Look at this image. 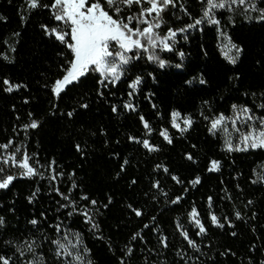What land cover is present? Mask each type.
<instances>
[{"label": "trees", "instance_id": "trees-1", "mask_svg": "<svg viewBox=\"0 0 264 264\" xmlns=\"http://www.w3.org/2000/svg\"><path fill=\"white\" fill-rule=\"evenodd\" d=\"M180 4L189 15L180 10ZM134 10H137L135 6ZM201 10L199 0H177V7L165 14L164 30L184 27L192 22L190 17L199 18ZM21 14L27 15L23 11V0H0V16L4 17L0 20V143L12 139L13 150L15 146H21L22 151L36 154L42 164L55 159L57 171L65 174L56 185L61 191L67 192L71 183L67 176L74 172L78 187L73 190L72 198L78 200L80 195L87 194L98 201L100 212L96 219L100 229L95 235L79 217L74 220L60 217L71 225L72 231L81 233L91 249L92 264H118L120 259H124L125 264H184L176 252H187L193 257L199 254L186 247V242L175 231V224L179 221L190 229V234L194 233L196 229L189 224L187 216L192 207L197 208L200 219L208 228L207 237L193 238L204 252L215 256V264H261L264 261V183L252 184L251 180L256 178L254 169L257 172L264 170V151L225 152L222 138L208 133V121L201 113L209 117L220 113L230 116L232 105L236 104L253 108L255 115L264 114V109L258 107L264 103V23L240 18L230 20L227 14H217L222 31L244 49L235 66L222 57L215 26L205 24L202 30L190 29L178 34L176 49L185 53L183 61L175 54H163L171 60V65L163 70L144 60L139 61L134 71L144 75L145 82L140 86L141 92L131 101L137 111L128 112L122 108L129 91L123 81L116 88H99L105 93L104 97L97 95L99 86L88 81L85 86L73 88L59 100L55 99L50 94V87L45 85L50 86L61 76L65 56L60 52L64 49L43 35L40 27L41 24L54 26V21L46 9L31 14L26 23L21 22ZM15 32L20 35L14 36ZM11 48H15V52ZM5 54L13 62L4 61L2 55ZM178 62L183 65L180 69L174 67ZM153 69H156L153 72L155 82L147 76ZM4 78L27 87L6 93L2 91L6 87L2 84ZM200 78L207 83L200 85ZM187 80H194V83L188 85ZM149 93L151 96L146 99ZM25 100L28 103H24ZM80 103H87L89 107L80 108ZM114 104L118 113L111 111ZM173 110L190 114L193 119L192 128L183 137L168 123L169 113ZM69 111H73L71 118L66 115ZM139 115H144L153 127L148 138L160 147L159 152L146 153L140 145L129 141V136L145 138ZM31 119L38 120L39 127L25 133L22 126ZM162 127H169L173 134L172 145L159 137L158 130ZM77 144L84 149L83 153L76 151ZM186 153L193 154L197 163L186 160ZM124 159L129 164L121 172L120 164ZM212 159L221 162L219 172L206 171ZM158 163L167 166L171 174L178 175L182 183L176 184L162 170L154 171ZM197 175L201 177V183L189 185L188 181ZM133 179L137 184L131 185ZM157 179L168 193L167 197L155 190L149 192L150 184ZM38 186L41 192L29 204L27 197ZM185 188L188 191L185 192ZM146 192H149L148 196ZM152 194L157 195L156 201L151 200ZM177 195L183 196L180 204L167 202ZM109 196L112 203L105 209L102 206ZM208 196L213 197L211 210ZM59 200L49 188V182L38 178H17L9 189L0 190V216L7 221L6 229H0V254L11 255V249L6 248L2 240L26 235L31 228L27 221L34 217L40 219L42 212L49 220L41 226V231L45 236H51L52 230L45 228L47 223L56 222L52 218L58 215ZM249 200L253 201L251 205L247 203ZM128 204L140 208L142 217L136 218L127 208ZM209 211L221 218L228 216L234 227L211 226L207 219ZM235 211L241 212L243 220L235 219ZM152 216L157 217L158 231L145 229L143 242L131 241V236L142 229L144 223L154 226ZM232 231L237 235L232 236ZM158 235L168 237L169 249H160ZM205 245L210 247L205 248ZM126 246L134 249L130 257L123 255ZM226 250L230 251L221 257L219 253ZM158 251L162 254L158 255ZM200 259L210 264L206 257ZM188 264H199V261L189 260Z\"/></svg>", "mask_w": 264, "mask_h": 264}, {"label": "snow or ice", "instance_id": "snow-or-ice-1", "mask_svg": "<svg viewBox=\"0 0 264 264\" xmlns=\"http://www.w3.org/2000/svg\"><path fill=\"white\" fill-rule=\"evenodd\" d=\"M199 2L202 5L199 18L190 17L191 23H187L181 28L167 27L166 31L163 27L166 24L165 14L177 7V0H50L49 3H45L43 0H23V11L27 15L21 14L20 19L22 23H26L31 14L46 9L54 21V26L41 24L40 27L43 35L52 40L54 44L58 42L64 49L60 52V55L65 56V64L61 65V76L56 78L50 86L45 85V87H50V94L55 99L59 100L62 94L66 95L73 88L85 86L88 81H91L93 86H99L97 95L104 97L105 93L99 88H116L123 81L127 83L129 91L127 92L128 100L123 103L122 108L128 112H136V105L131 101L141 92L140 86L145 82V76L136 74L134 71L139 61L144 60L149 64H154L157 69L161 70L171 65V60L163 54H175L183 61L185 53L176 49L178 34H184L190 29L202 30V26L206 24L215 26L218 36L224 37L226 44L221 47V53L229 64L235 66L244 49L222 31L221 21L217 17V13L222 11L235 13L239 10L245 19L264 23V0H199ZM134 6L137 10H134ZM179 7L185 15H189L183 4H180ZM253 13L255 15H252ZM3 19L4 17L0 16V20ZM229 19L231 20V16ZM13 35L18 37L20 33L15 32ZM184 39L187 40L186 35H184ZM10 50L15 52L16 49L11 48ZM2 59L9 63L13 62L6 54L2 55ZM182 66V63L179 62L174 65L177 69L182 68ZM155 70L147 73V76L151 77L154 82L156 80L153 75ZM186 83L191 85L194 80H187ZM206 83L205 79H199L200 85ZM2 84L6 86L3 87L2 91L9 94L27 87L20 83H13L7 78L2 80ZM150 96L151 93L145 98L148 99ZM24 103H28V101L25 100ZM88 107L87 103H80V108L87 109ZM152 107L155 108L156 105L152 104ZM258 107L264 109V103ZM111 111L118 113L115 104L112 105ZM232 112L231 116L220 113L212 117L204 116L201 113L203 119L208 121V133L223 139V150L227 153L264 151V114L255 115L253 108L236 104L232 105ZM28 115L30 118L32 117L31 112ZM66 115L69 118L73 117V111L67 112ZM139 122L142 125L145 138L129 136V141L140 145L146 153L159 152L160 147L148 138L154 131L150 122L146 120L144 115H139ZM168 123L170 128L175 130V133L183 137L192 128L193 119L190 114L184 115L178 110H173L169 113ZM38 127L39 121L36 119H31L30 123L22 126L25 133L29 129ZM158 135L166 144H173L174 136L170 133L169 127L160 128ZM13 144L12 139L6 143H0V150L6 153L0 154V190L9 189L17 178H38L47 180L49 188L60 200L57 201L56 212L58 215L52 218L56 222L47 223L45 228V230L51 229L52 235L45 236L44 232L41 231V226L49 220L46 213H40V219L35 217L29 219L27 223L31 225V228L27 230L26 235L2 240L3 245L11 249V255L7 252L0 254V264H92L91 249L85 244L81 233L72 231L71 225L65 223V220H74V218L79 217L82 223L88 226V231L95 235L100 229L99 221L96 219L100 212L99 207H97L98 201L91 199L87 194L80 195L78 200L72 198L73 190L78 187L74 172L67 176L68 181L71 182L67 192L61 191L56 185L65 174L62 171H57L55 159L42 164L36 158V154L30 155L26 150L22 151L21 146H15L14 151H9ZM75 147L77 152L83 153L84 149L80 144ZM192 147L195 148L196 145H192ZM185 159L193 164L197 163L191 153H186ZM33 160L35 162L30 163ZM128 164L129 161L124 159L120 164V171L124 172L125 166ZM220 167L221 162L212 159L209 161L206 171L210 173L219 172ZM41 169H45V171H41ZM153 170H162L164 174L170 175L171 180L176 184L182 183L181 178L176 174H171L170 169L163 164H156ZM253 175L256 178L251 180L252 184L264 183V170L257 172L254 169ZM200 183L201 177L199 175L188 181V184L192 186ZM135 184L137 181L133 179L131 185ZM152 190L165 197L168 196L159 179L150 184L149 192ZM184 191L186 192L188 189L185 188ZM40 192L41 188L38 186L27 197L28 203L32 204ZM149 192H146L145 195L148 196ZM150 198L156 201L157 195L152 194ZM182 200L183 196L177 195L167 202L178 205ZM80 202L86 203L80 204ZM207 202L208 208L211 210L213 197L208 196ZM111 203L112 198L109 196L108 202L102 207L106 209ZM247 203L251 205L253 201L249 200ZM127 208L136 218L142 217L143 212L140 208L134 207L132 204H128ZM62 209L66 211L62 212ZM61 216L65 220L60 219ZM187 216L189 224L194 226L196 231L190 234V229L179 221L175 224V231L186 242V247L199 255L193 257L189 256L187 252L179 251L175 255L184 264H188L189 260L206 264L205 260L200 259L201 256L206 257L210 264H215V256L204 252L201 245L193 238L195 236L203 239L208 236V228L200 219L197 208L192 207ZM234 217L236 220H243L240 211H235ZM252 218H255V214ZM156 219L155 216L151 217L154 226L150 227L148 223H144L143 228L131 236V241L143 242L142 233L145 229L153 232L158 231V226H155ZM207 219L211 226L216 228L224 229L226 225L229 228L234 227L228 216L221 218L212 211L207 213ZM6 227L7 221L3 216H0V229H6ZM230 234L232 236L237 235L235 231ZM97 238L102 237L97 236ZM157 242L161 250H167L170 247L166 235H158ZM204 247L210 246L205 245ZM133 251V247L126 246L123 255L130 257ZM228 251L230 250L221 251L219 255L223 257L227 255ZM157 254L160 255L162 252L158 251ZM118 264H125L124 259H120ZM261 264H264V261Z\"/></svg>", "mask_w": 264, "mask_h": 264}, {"label": "rangeland", "instance_id": "rangeland-1", "mask_svg": "<svg viewBox=\"0 0 264 264\" xmlns=\"http://www.w3.org/2000/svg\"><path fill=\"white\" fill-rule=\"evenodd\" d=\"M218 13H224V14H227L228 17L231 16V19H235V18H240V19H243L245 21H255V20H248V19H245L244 16L239 12V10L235 13H229L227 11H222V12H218ZM217 13V14H218ZM252 15H255L254 13ZM226 44V40L224 39V37L222 36H219V50H220V53H221V47L224 46ZM225 51H227V49H225ZM222 55V53H221ZM222 57L225 59L224 55H222ZM226 60V59H225ZM227 61V60H226ZM233 114V112H232ZM231 114V115H232ZM230 115V116H231ZM223 140V139H222ZM9 151H14L12 148L9 150ZM0 154H6V153H3V150L0 151ZM19 155V154H18ZM15 169H13L14 171Z\"/></svg>", "mask_w": 264, "mask_h": 264}]
</instances>
